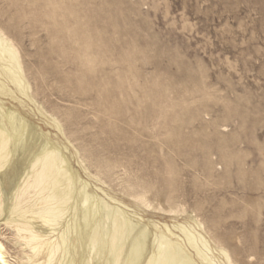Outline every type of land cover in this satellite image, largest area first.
Instances as JSON below:
<instances>
[{"label": "rangeland", "instance_id": "1", "mask_svg": "<svg viewBox=\"0 0 264 264\" xmlns=\"http://www.w3.org/2000/svg\"><path fill=\"white\" fill-rule=\"evenodd\" d=\"M0 36L27 85L8 106L88 192L197 264L172 225L216 264H264V0H0ZM0 242L14 262L1 217Z\"/></svg>", "mask_w": 264, "mask_h": 264}, {"label": "bare ground", "instance_id": "2", "mask_svg": "<svg viewBox=\"0 0 264 264\" xmlns=\"http://www.w3.org/2000/svg\"><path fill=\"white\" fill-rule=\"evenodd\" d=\"M16 93L27 97V85L15 51L0 36V217L21 247L12 262L0 242V264H197L182 243L155 234L154 221L129 217L88 192L60 147L8 106L6 98ZM172 228L202 264H216L205 242L200 249L182 224Z\"/></svg>", "mask_w": 264, "mask_h": 264}]
</instances>
